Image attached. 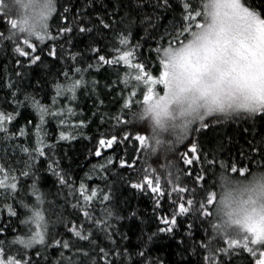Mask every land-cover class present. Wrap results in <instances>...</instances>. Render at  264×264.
<instances>
[{
	"label": "snow or ice",
	"instance_id": "snow-or-ice-1",
	"mask_svg": "<svg viewBox=\"0 0 264 264\" xmlns=\"http://www.w3.org/2000/svg\"><path fill=\"white\" fill-rule=\"evenodd\" d=\"M91 7V0L83 8L75 7L72 0L59 7L58 0H0V50L15 53V63L21 67L19 58H26L29 66L36 65L42 60L38 53L45 49L49 57L64 64L59 74L62 80L52 84L50 104L30 93L24 94L23 101L17 98L22 72L17 71V80L9 78L6 84L16 109L27 103L38 119L31 132L22 127L14 133L10 125L18 111L0 110V144L7 145L0 154V219L7 213V221L0 223V264H163L148 255L149 246L161 234L175 239L182 226L183 234L176 243L180 248L190 247L193 254L200 251L198 264H227L240 250L251 258L250 264H264V170L250 173L249 167L236 159L224 158V148L203 151L196 140H189L192 133L210 126L231 122L239 127L248 121H264V0H156L155 9L178 10V20L171 22V29L161 31V17L153 20L145 15L140 21L146 25L144 36L135 43L130 27L134 20L115 27L116 21L103 16L93 20L88 12ZM53 19L59 21L54 30ZM101 30L112 34L104 54L90 44L88 50L96 62L87 63L86 68L79 66L82 54L72 51L74 34ZM146 45L147 54L142 51ZM103 65L113 69L122 66L123 70L120 80L127 95L122 96L120 114L114 117L117 124L146 122L151 130L147 137L126 133L121 141L116 135L99 140L100 147L113 148L131 136L140 145L137 158L131 163L121 158L120 167L134 170L136 179L128 180L132 189L153 194L158 224L155 231L145 233L146 242L134 253L117 239L126 241L128 237L113 222L125 218L111 207L110 189L90 188L86 181L93 179L91 175L77 185L60 167L56 145L49 143L46 130L50 117L60 129L58 141L76 139L72 133L87 125L83 120L72 124L77 115L72 105L80 90L88 86L87 71ZM91 83L95 92L96 81ZM134 105L137 111H132ZM125 112L130 119L124 118ZM243 131L248 133L249 128ZM166 135L172 139L165 140ZM29 136L33 138L31 145L15 143ZM186 140L187 151L180 155L183 168L168 162L166 156L161 165L163 177L150 165L136 167L141 151L145 157L162 147L166 153L172 152ZM226 140L232 143L231 137ZM100 147L95 150L97 157L101 156ZM254 154L264 160V141L249 140L247 148L242 146L239 151L240 160H254ZM41 158L47 162L44 171L59 185L57 199H50L51 194L40 187ZM112 163L109 158L100 170L109 171ZM212 176L215 179L209 184ZM26 181L31 183L26 185ZM221 190L227 195H218ZM57 200L63 204L58 205ZM94 201L100 205L99 216ZM68 204L74 212H82L84 222L78 225L64 217ZM17 205L24 209L23 218ZM221 205L228 209L231 222L227 227L214 219V211ZM57 207L62 210L57 211ZM14 218L19 219L22 231L12 227ZM57 223H64L72 239L56 238ZM9 229L15 233L11 239ZM197 233H202L199 241L194 239ZM97 235L103 236L107 246L97 243ZM81 241L88 242L89 249L77 246ZM50 248L58 251L54 260L47 254Z\"/></svg>",
	"mask_w": 264,
	"mask_h": 264
},
{
	"label": "trees",
	"instance_id": "trees-1",
	"mask_svg": "<svg viewBox=\"0 0 264 264\" xmlns=\"http://www.w3.org/2000/svg\"><path fill=\"white\" fill-rule=\"evenodd\" d=\"M89 0H72V4L75 7L83 8ZM65 0H58V7L63 5ZM92 7L88 9L89 14L93 20L97 15L103 16L106 20L116 21L115 27H123L129 24V21L134 20L135 24L130 25L133 33L132 42L139 41L144 36V27L140 21L145 15L151 16L153 20L157 15L161 18L159 20L160 30L164 28L171 29V22L177 21L179 17L178 10H169L164 12L159 9H155L153 5L156 0H91ZM141 4L138 7L137 4ZM122 21V23H121ZM59 21L53 19L50 21L53 30L55 29ZM98 23V21H97ZM112 34L107 30H101L99 33H91L88 35L74 34L73 36V48L72 51H79L82 54V59L79 66L87 67V63H95V57L89 52V45L94 44L101 48V54H104L106 50L108 38ZM38 46L39 42H36ZM149 44L154 42L149 41ZM30 51V50H29ZM142 51L147 54V45ZM41 54L42 60L36 65H28L26 58H19L24 65L21 67L15 63L17 55L8 50H0V110L6 113H12L18 111L19 115H16L10 125V130L14 133H18V130L25 127L29 132L32 131L33 126L37 123V116L35 112L27 105L16 109L15 104L12 102L10 90L6 87V84L11 78L13 81L17 80L15 73L17 71L22 72L23 79L19 83L20 92L17 98L21 101L24 99V94L30 93L37 99H42L43 103L50 104L51 96L53 95L52 84L57 80H62V76L59 74L64 68V64L58 59H53L47 55V49ZM110 58V57H109ZM158 75V73H156ZM123 76L122 66L113 69L108 65L99 67V70L90 69L87 71L85 79L89 82L87 88L81 89L78 93V101L72 106L75 108L77 115L72 118V124L79 123L83 120L86 127L76 129L72 134L76 136V139H70L66 141H58L60 129L57 126V121L48 118L46 124V130L49 133V143L56 145L55 157L60 162V167L71 175L79 184L80 180L86 175H91L92 180L86 181L90 188L103 189L104 191H111V207L120 216L125 219L121 221H113L116 223L119 231L125 234L128 239L120 240L122 247L126 246L133 253L146 242L145 233H151L156 230L158 222L155 219L153 213V199L152 193L149 191L147 194L143 191H137L129 186V178L136 179V174L133 169L127 167H120V159L124 158L128 163H131L133 159L137 158V150L140 147L139 142L134 141L131 136L136 134L149 136L151 130L147 123L133 122L132 124H117L114 117L120 114L123 104L122 96H126L127 92L122 90L125 85L121 82L120 77ZM96 81L95 92H93L92 81ZM39 82V87L37 86ZM142 99V96L140 97ZM103 101V103H100ZM67 106V101L63 102ZM138 106L134 105L132 111H137ZM95 113V115H94ZM125 119H130V116L125 112ZM103 120V122H102ZM31 121V124H29ZM244 127L249 128V132L243 131ZM126 133H131L129 140L123 143H117L113 148L100 147L99 140L101 138L110 139L112 135L117 136V140L121 141ZM231 137L232 143L228 144L226 138ZM172 137L165 136V140L170 141ZM189 140H196L202 147L203 151H214L218 147L224 148L222 156L224 158H234L240 164L246 165L251 172L258 170H264V160H261L258 154L255 155L254 160H240L239 151L241 147L247 148L248 141L259 143L264 141V121L256 120L254 123L248 121L247 123H241L240 126L229 122L227 124L210 126L207 130L200 133H192ZM11 143V142H9ZM17 144L31 145L33 138L29 136L27 139L21 137L17 141ZM189 141L176 146L172 152H165V149L160 148L156 154H149L145 157L141 151L139 153V159L137 160V168L151 166L156 170V173L161 177L165 175L161 168L162 163L165 162V156L168 162L174 163L177 167L183 168L184 165L180 160V155L187 151ZM7 145L0 144V154H3V149ZM100 147L101 156H95V150ZM111 158L113 160L112 165L108 166L109 171L100 170V165L105 164L106 161ZM147 161L145 164L144 161ZM40 169L41 182L40 187L42 190L49 192L50 199H57L56 193L59 185L56 182V178L44 171L47 167V162L41 158L38 165ZM249 173V174H250ZM215 179L212 176L209 179V184ZM31 181H26L25 184H30ZM189 183H191L189 181ZM163 185V180H162ZM57 204H63V200H57ZM2 206V205H0ZM100 205L98 202L93 203V208L96 210V215L99 216ZM18 212L21 213L20 218H23L24 209L19 208ZM57 207V211H61ZM64 217L68 221L76 220L79 225L80 222H84L82 212H74L71 205H65ZM135 212L136 216H131V213ZM77 217L79 219L77 220ZM131 217V218H129ZM53 221L56 220V216L50 217ZM7 221L6 211L3 214V219H0V223ZM143 221V222H142ZM69 226H71L69 224ZM12 227L17 232L23 230V226L19 224V219H13ZM87 228V224H85ZM184 227H181L179 233L175 239L169 238L163 234L154 238L153 242L149 246L148 255L153 259L159 258L163 261V264H198L201 259L202 253L197 251L192 253L191 248L186 246L185 248L178 247L176 239H179L183 234ZM54 232L57 235L56 238L72 239L70 233L67 232L64 223H57L54 226ZM9 229L8 238L14 235ZM202 233H197L194 237L196 241L201 239ZM98 244L101 246H107V241L101 235L94 237ZM79 247H83L86 250L89 249V244L86 241L78 242ZM40 246H37L39 248ZM36 249L31 250V254L35 258ZM50 259H56L58 257V251L54 248H50L47 251ZM250 257L246 252L240 250L238 254L233 255L228 259L227 264H250Z\"/></svg>",
	"mask_w": 264,
	"mask_h": 264
},
{
	"label": "clouds",
	"instance_id": "clouds-1",
	"mask_svg": "<svg viewBox=\"0 0 264 264\" xmlns=\"http://www.w3.org/2000/svg\"><path fill=\"white\" fill-rule=\"evenodd\" d=\"M11 2V0H10ZM218 195L226 196L227 193H224L222 190L218 192ZM228 211L227 208H225L223 205L220 206V208L216 211H214V219L216 222H219L222 226L227 227L228 224L231 222L229 216L226 214ZM231 219H235L233 216Z\"/></svg>",
	"mask_w": 264,
	"mask_h": 264
}]
</instances>
